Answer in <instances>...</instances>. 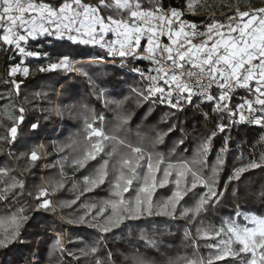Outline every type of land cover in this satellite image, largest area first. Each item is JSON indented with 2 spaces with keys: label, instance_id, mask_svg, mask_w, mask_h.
<instances>
[{
  "label": "snow or ice",
  "instance_id": "6c2138e0",
  "mask_svg": "<svg viewBox=\"0 0 264 264\" xmlns=\"http://www.w3.org/2000/svg\"><path fill=\"white\" fill-rule=\"evenodd\" d=\"M228 7L230 15L225 14L222 19H216L213 15L198 24L184 17L187 13L200 14V0H184L180 7H165L162 0H147V6L144 0H0V49L6 53L11 52L13 58L21 57L18 63L9 67L7 75L10 79L4 83L10 89L7 95L0 92V99L11 100L13 95L19 96L22 81L15 78L18 74L25 79L32 75L33 69L25 64V60L30 57L48 60L46 64L39 63L36 66L37 72H75L86 77L92 94L103 100L106 107L110 104L120 107L130 98L125 97L120 101L109 99L103 89H97L86 68L78 66L79 62L74 61L69 53H58L53 62L46 52L29 50L30 41L51 37L52 41L49 42L67 41L71 45L100 49L104 54L98 55L91 63L111 62L120 68L131 66L129 71L133 75L130 78L136 80V83L130 88V96L136 98L137 104L148 102L172 109L162 120L169 115L174 116L176 112H184L186 107L194 106L205 123L213 119L216 121L215 128L203 137L190 161L167 163L161 170L160 165L165 163V158L160 152L146 153L143 147L115 134L121 130L128 131L125 125L131 119L130 113L119 114L115 127L106 131L105 116L82 105L88 111H93V116L91 121L85 120L86 143L82 153L72 160V166L84 168L99 153L105 152L106 147H110V151L105 153L108 159L95 173L83 178L84 187L79 195L61 206L75 204L80 195L103 185L110 173L114 175L110 181V197L114 198L99 205H84L89 210L98 208V211L90 217L89 213H85L76 220L68 221L86 224L100 233L93 243H86L79 249V255L68 252L75 260L85 258L89 264H116L110 249L106 250L103 257L98 254L102 248H107V234L119 228L125 220L187 217L192 222L202 212H206L208 207L220 203L229 184L240 181L249 171L264 168V154L259 159H249L247 163L234 168L223 188H219V175L225 163L224 154L228 151V138L225 137L216 163L210 169L211 174L204 175L202 171L204 158L211 150L213 139L230 126L225 121L264 126V7L241 10L239 3ZM142 62H147L148 66H137ZM240 90L246 92V95L233 103ZM33 95L41 97L46 93L37 92ZM201 105L207 106L208 111H204ZM18 111L20 114L15 115L10 108L5 107L3 115L11 122V127L0 122L7 133L0 135V143L6 141L12 144L17 140L25 109L21 106ZM56 111L62 113L61 109ZM148 111L151 113L152 108ZM38 126L32 123L30 128L36 130ZM174 129L175 125L170 124L167 130L157 131L151 140L153 146L163 144L165 137ZM136 135L143 141L140 132ZM183 143V138L176 141L177 146ZM58 151H63V148ZM113 157L116 159L113 160ZM38 159V150L33 149L29 156L31 164ZM141 161H144L143 165ZM145 165L147 174L142 176L138 169ZM173 170L175 190L166 199L154 203V190L169 183ZM8 171L7 168L0 169V176H7ZM161 171L163 178L157 180L156 173ZM134 180H142L143 184L139 186L134 198L125 199L124 193L130 191ZM49 185L53 192L63 188V171L61 178L50 181ZM24 187L23 180L12 179L6 182L5 188L0 191V200L8 199L9 195L16 194L17 189L22 191ZM197 187H202L204 191L194 192ZM189 192H193L194 205L182 207L177 213L178 205ZM48 194V188L37 186L34 198L39 203L35 206L36 211L51 209V201L46 199ZM231 194L238 196V188L234 186ZM259 195L264 198V190ZM109 208L110 214L104 216ZM22 213L21 208L9 217L11 230L0 237V248H7L19 238L20 228L28 220ZM235 216L240 217L241 212L237 210ZM243 220L246 221L245 225L236 219H228L219 228L213 225L198 226L195 236L186 229L184 238L196 250L200 247V239H219L216 243L203 245L213 250L207 257H177L170 260L169 264H217L240 257V254H244L241 257L243 264H264V217L244 215ZM139 239L146 247L159 249L160 241L154 235L142 232ZM52 248L62 254L67 251L59 236ZM130 259L131 264H152L140 254Z\"/></svg>",
  "mask_w": 264,
  "mask_h": 264
},
{
  "label": "trees",
  "instance_id": "16d2710c",
  "mask_svg": "<svg viewBox=\"0 0 264 264\" xmlns=\"http://www.w3.org/2000/svg\"><path fill=\"white\" fill-rule=\"evenodd\" d=\"M162 2L165 7H180L184 0H162ZM144 3L147 6V0H144ZM237 3L241 10H247L264 5V0H200V14L187 13L185 17L198 24L205 22L213 15L216 19H221L224 14L231 12L228 5L235 6ZM49 41H52L51 37L30 41L29 50L46 52L53 62L56 61L58 53H69L74 61L79 62L78 66L83 65L86 68L97 89H103L109 99L120 101L125 97L130 98L125 100L120 107L115 104L106 107L103 100L97 99L92 94L86 77L74 72L40 73L35 71V68L39 63L46 64L47 59L37 60L30 57L25 60V64L33 69V72L26 79L20 74L15 78L22 81L19 96L13 95L11 100L0 99V122L4 126L11 127V122L3 115L6 106L15 115L20 114L19 107L22 106L25 109L24 121L18 129L17 140L12 144L6 141L0 143V169L9 170L7 176H0V191L5 188L6 182L12 179L23 180L25 185L22 191L17 189L15 195H9L8 199L0 200V221H3L0 223V237L11 230L9 217L18 213L21 208L23 209L22 214L27 216L28 220L20 228L17 241L9 244L7 248H0V264H89L85 258H81L80 261L75 260L68 255V252L79 255V249L83 248L86 243H93L100 233L86 224L68 223V221L76 220L88 211L89 217L98 211V208L89 210L84 205H99L107 199L114 198L110 197V181L114 179V175L110 173L103 185L92 192L80 195L75 204L61 206L64 202L75 199L84 187L83 178L94 174L104 160L108 159L105 153L110 151V147H106L105 152L99 153L96 159L90 160L84 168L72 166V160L82 153L86 143L85 120L91 121L93 116V111H88V109L105 116L106 131H111L115 127L119 114L130 113L131 119L125 125L128 131L121 130L115 134L143 147L146 153L160 152L165 158V163L160 165L161 170L167 163L190 161L195 156L203 137L207 136L216 124L214 119L205 123L200 119L197 110L176 112L174 116L169 115L162 120L166 113H171L173 110L148 102L137 104L136 98L130 96V88L136 83V80L130 78L133 75L129 71L131 66L120 68L117 64L109 62L91 63L96 59L97 56L93 53L99 51L98 49L71 45L67 41ZM20 59L21 57L13 58L11 52L6 53L0 49V92L5 95L10 89V86L4 83L10 79L7 75L9 67L18 63ZM37 92L46 93V95L34 96L33 93ZM243 96V94L237 95L233 103ZM82 105H87L88 109ZM150 107L152 108L151 113L148 111ZM57 109H61L62 113L58 114ZM202 109L208 111L205 105ZM32 123L39 125L36 130H31ZM225 123H229L230 126L224 133H218L213 139L211 150L204 158L205 163L202 169L204 175L211 174L210 169L215 165L219 150L224 145V138L227 137L228 151L224 154L225 163L219 175L218 187L221 189L234 168L247 163L249 159H259L264 154V126L248 127L244 124H232L229 121ZM170 124L175 125L174 131L165 137L163 144L153 146L151 140L156 132L167 130ZM137 132L142 134L143 141L136 135ZM0 135H7L3 126H0ZM181 138L184 139V143L177 146L176 141ZM61 147L63 151H58ZM33 149L38 150L40 159L31 164L29 156ZM140 163L143 165L144 161ZM61 171L64 174V187L53 192L49 182L59 180ZM138 171L142 176L146 175V165ZM156 177L157 180L162 179V171L157 172ZM174 178L175 170L169 177V183L163 187H156L153 193L154 203L171 195L175 190ZM142 184V180H134L130 191L124 193L125 199L134 198ZM37 186L48 188L49 194L46 199L51 201V209L54 211L51 209L48 211L35 210L36 204L39 203L34 198L37 194ZM234 186L239 191L238 196L235 197L231 194ZM262 190H264V168L249 171L241 177L240 181H233L229 184L220 203L215 207H208L206 212H202L192 222H189L187 217L177 219L144 217L139 220H125L119 228L107 234V248H102L98 255L103 257L106 250L110 249L114 253L116 264H131L130 258L136 254L143 255L152 264H169L170 260L177 257H207L208 253L213 250L203 245L216 243L219 238L207 241L200 239V247L196 250L190 241L185 240V230H190L195 236L198 226L213 225L219 228L228 219H236L238 223H241V216H235L237 210L241 212V215L264 217V198L259 195ZM193 191L202 192L204 189L197 187ZM194 203L193 192H189L178 205L177 213L182 207H192ZM110 212L109 208L104 216ZM142 232L154 235L160 241L158 250L145 246L144 242L139 239ZM58 236L67 250L63 254L53 251L52 248ZM243 256L244 254H240V257L229 258L217 264H243L241 259ZM125 257L129 259L126 260Z\"/></svg>",
  "mask_w": 264,
  "mask_h": 264
},
{
  "label": "built area",
  "instance_id": "2783aa9c",
  "mask_svg": "<svg viewBox=\"0 0 264 264\" xmlns=\"http://www.w3.org/2000/svg\"><path fill=\"white\" fill-rule=\"evenodd\" d=\"M167 7H169V6H167ZM259 7H264V5H262V6H259ZM226 14H228V15H230L231 14V12H228V13H226ZM225 15V14H224ZM185 19H187L186 17H184ZM223 18V17H222ZM221 18V19H222ZM187 20H189V19H187ZM191 21V20H190ZM162 39H164V40H166V38H162ZM96 49H98V48H96ZM99 51H101L100 49H98ZM109 63H111V62H109ZM137 66H139V67H142V68H146L148 65H147V62H142V63H140V64H138ZM75 73V72H74ZM239 94H243V95H246V92H244L243 90H240V92L237 94V95H239ZM204 105H201L200 107L202 108ZM193 110H196V108L193 106V107H186L185 108V111L184 112H186V111H193ZM180 113H182V112H180ZM237 120H238V117H237ZM236 124H238V125H242V124H244V125H246V126H251V127H261V125H256V124H254V123H247V122H245V123H236Z\"/></svg>",
  "mask_w": 264,
  "mask_h": 264
},
{
  "label": "rangeland",
  "instance_id": "374dc122",
  "mask_svg": "<svg viewBox=\"0 0 264 264\" xmlns=\"http://www.w3.org/2000/svg\"><path fill=\"white\" fill-rule=\"evenodd\" d=\"M103 54H104V53H103L102 51H95V52L93 53L94 56L103 55ZM88 212H89V211H88ZM88 212H87V213H88ZM244 215H246V214H244ZM244 215H241V219H242V221H241V223H240L241 225H245V224H246V221L243 220V216H244ZM248 226H251V225H248Z\"/></svg>",
  "mask_w": 264,
  "mask_h": 264
},
{
  "label": "crops",
  "instance_id": "0c3cea01",
  "mask_svg": "<svg viewBox=\"0 0 264 264\" xmlns=\"http://www.w3.org/2000/svg\"><path fill=\"white\" fill-rule=\"evenodd\" d=\"M254 8H259V6H257V7H254Z\"/></svg>",
  "mask_w": 264,
  "mask_h": 264
}]
</instances>
